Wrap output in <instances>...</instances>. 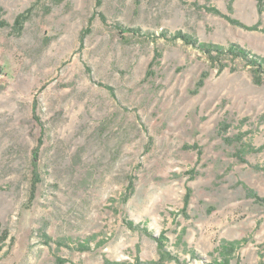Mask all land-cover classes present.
I'll list each match as a JSON object with an SVG mask.
<instances>
[{
    "label": "rangeland",
    "instance_id": "374dc122",
    "mask_svg": "<svg viewBox=\"0 0 264 264\" xmlns=\"http://www.w3.org/2000/svg\"><path fill=\"white\" fill-rule=\"evenodd\" d=\"M0 6V264H264V0Z\"/></svg>",
    "mask_w": 264,
    "mask_h": 264
},
{
    "label": "trees",
    "instance_id": "16d2710c",
    "mask_svg": "<svg viewBox=\"0 0 264 264\" xmlns=\"http://www.w3.org/2000/svg\"><path fill=\"white\" fill-rule=\"evenodd\" d=\"M4 11L3 7L0 6V14ZM23 20L21 19V16H17L14 22V26H20L23 25ZM20 24V25H18ZM10 23L6 19L0 20V27L9 26ZM22 28V27H21ZM183 38L186 41H193L198 44H200V47L205 52H208L211 54V52H217V57H223L225 54H230L232 56H240L244 57L247 60H249L252 64L256 65L255 73L259 77L260 72H264V58L254 56L251 58L249 50L242 48L239 44L231 43L229 46H224L221 44H213V43H204V42H198L197 39L194 38V36L190 34H186L182 31H178L175 35H173L174 38ZM37 157V154L35 155ZM13 242V237L10 235V231L7 228H4L2 226V223L0 221V252L3 250V248L11 244Z\"/></svg>",
    "mask_w": 264,
    "mask_h": 264
}]
</instances>
